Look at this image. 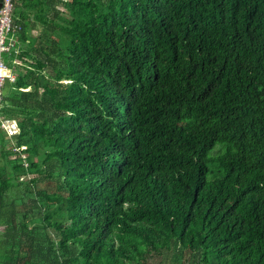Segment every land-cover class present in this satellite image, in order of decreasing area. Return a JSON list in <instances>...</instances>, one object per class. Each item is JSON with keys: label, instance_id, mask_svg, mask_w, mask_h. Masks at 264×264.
<instances>
[{"label": "trees", "instance_id": "16d2710c", "mask_svg": "<svg viewBox=\"0 0 264 264\" xmlns=\"http://www.w3.org/2000/svg\"><path fill=\"white\" fill-rule=\"evenodd\" d=\"M12 20L0 264H264V0H14Z\"/></svg>", "mask_w": 264, "mask_h": 264}, {"label": "built area", "instance_id": "2783aa9c", "mask_svg": "<svg viewBox=\"0 0 264 264\" xmlns=\"http://www.w3.org/2000/svg\"><path fill=\"white\" fill-rule=\"evenodd\" d=\"M14 10V0H1L0 5V129L5 136L10 138L19 133V128L14 119L3 118L1 109L3 106L4 82L8 78L11 83L14 80V75L8 70L4 60V54L15 45L14 40L9 35L15 30L13 25L12 15ZM16 63V61H14ZM25 147H21L24 149Z\"/></svg>", "mask_w": 264, "mask_h": 264}, {"label": "water", "instance_id": "95a60500", "mask_svg": "<svg viewBox=\"0 0 264 264\" xmlns=\"http://www.w3.org/2000/svg\"><path fill=\"white\" fill-rule=\"evenodd\" d=\"M0 5H1V0H0ZM10 88V82L9 79L6 78L4 82V94H6L9 91Z\"/></svg>", "mask_w": 264, "mask_h": 264}, {"label": "crops", "instance_id": "0c3cea01", "mask_svg": "<svg viewBox=\"0 0 264 264\" xmlns=\"http://www.w3.org/2000/svg\"><path fill=\"white\" fill-rule=\"evenodd\" d=\"M14 75V74H13ZM3 117V116H2ZM11 119V118H10ZM17 123V122H16Z\"/></svg>", "mask_w": 264, "mask_h": 264}]
</instances>
